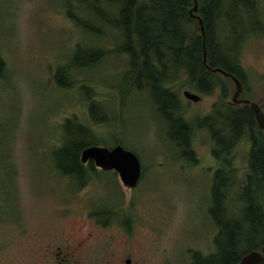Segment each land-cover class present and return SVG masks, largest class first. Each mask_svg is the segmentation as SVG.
Segmentation results:
<instances>
[{
	"label": "rangeland",
	"instance_id": "rangeland-1",
	"mask_svg": "<svg viewBox=\"0 0 264 264\" xmlns=\"http://www.w3.org/2000/svg\"><path fill=\"white\" fill-rule=\"evenodd\" d=\"M256 2L264 18V0ZM112 7V0H0V264H54L56 245L68 251L61 264H190L193 251L215 250L210 188L215 169L228 166L213 154L216 143L202 119L218 116L216 124L228 130L221 116L229 104L243 105L231 102L235 82L219 72L203 91L184 68L166 81L177 92V113L191 125L190 159L147 87L126 95L117 87L128 55L120 50L122 31L104 18ZM194 28L200 31L199 23ZM78 46L100 50L98 60L72 66ZM240 61V97L264 111V31L247 35ZM59 66H67V85L56 80ZM184 89L200 98L185 97ZM91 102L98 104L96 120ZM66 119L89 126L94 144L134 151L142 167L136 185L94 163H83L88 173L80 186L57 169L54 150ZM250 145L244 135L230 154L226 202L235 218Z\"/></svg>",
	"mask_w": 264,
	"mask_h": 264
},
{
	"label": "trees",
	"instance_id": "trees-1",
	"mask_svg": "<svg viewBox=\"0 0 264 264\" xmlns=\"http://www.w3.org/2000/svg\"><path fill=\"white\" fill-rule=\"evenodd\" d=\"M192 5L193 0H112V10L115 11H111V15L103 14L124 36L119 45L120 50L128 55V68L117 83L121 94H129L133 86L147 87L157 111L173 131L172 140L181 146L177 144L183 154L195 160L189 147L191 125L177 113V92L168 87L166 81L176 70L184 68L189 81L207 91L219 73L212 67L218 66L237 76L243 84L242 44L249 33L264 31V18L261 12L258 15L256 0H198L196 13L204 22L206 63L211 66L208 68L203 62L202 34L194 28L198 20L189 12ZM100 54L98 49L78 46L71 56V64L85 67L98 60ZM4 69L5 63L0 55V75ZM66 72L67 66H59L56 70L60 85L68 84ZM83 87L87 88L86 85ZM97 107L94 102L89 104L90 116L94 120ZM225 113L226 116L221 117L228 125L227 131L216 124L218 116L209 114L202 119L216 143L213 154L228 166L215 169L210 188V211L218 227L215 250L206 255L193 251L190 264H239L245 252L260 249L264 238V132L257 125L249 104L243 103L240 107L229 104ZM105 118L106 114L102 116ZM63 129L62 145L54 150L55 166L72 179L77 178L80 186L88 168L84 167L79 155L84 146L95 143L93 131L89 126L70 119L65 120ZM244 135L248 136L251 145L248 171L239 188L243 205L235 218L229 215L226 202L233 172L230 154ZM88 162L93 168V161Z\"/></svg>",
	"mask_w": 264,
	"mask_h": 264
},
{
	"label": "water",
	"instance_id": "water-1",
	"mask_svg": "<svg viewBox=\"0 0 264 264\" xmlns=\"http://www.w3.org/2000/svg\"><path fill=\"white\" fill-rule=\"evenodd\" d=\"M197 10L198 0H193V5L189 9V12L192 17L198 20L199 29L203 37V62L208 68H211L206 63L204 22L202 17L196 13ZM212 70L229 75L234 80L235 90L232 94L231 102L249 104L254 113L257 125L264 132V111L258 102L250 98L240 97L243 89L241 80L221 67H212ZM183 95L191 100H198L200 98L198 93L188 89L183 90ZM79 156L80 161L83 163L92 160L101 169H114L118 173L122 183L128 187L135 186L142 173L141 162L137 154L131 149L124 147L121 143H116L110 147L102 144H88L81 149ZM125 262L129 263L130 259L127 258ZM239 264H264V238L260 249H252L245 252L240 257Z\"/></svg>",
	"mask_w": 264,
	"mask_h": 264
},
{
	"label": "flooded vegetation",
	"instance_id": "flooded-vegetation-1",
	"mask_svg": "<svg viewBox=\"0 0 264 264\" xmlns=\"http://www.w3.org/2000/svg\"><path fill=\"white\" fill-rule=\"evenodd\" d=\"M65 174V173H63ZM65 175H69V174H65ZM78 245L81 246V242L78 241ZM79 246V247H80ZM50 253L55 254L57 260L54 262V264H61L63 261L66 260L67 256H68V251L64 250V248L61 245H56L55 248H51ZM129 258L131 261L130 257H126L125 260ZM130 263V262H129Z\"/></svg>",
	"mask_w": 264,
	"mask_h": 264
},
{
	"label": "bare ground",
	"instance_id": "bare-ground-1",
	"mask_svg": "<svg viewBox=\"0 0 264 264\" xmlns=\"http://www.w3.org/2000/svg\"><path fill=\"white\" fill-rule=\"evenodd\" d=\"M229 76V75H228ZM231 78V77H230ZM232 79V78H231ZM83 163V162H82Z\"/></svg>",
	"mask_w": 264,
	"mask_h": 264
}]
</instances>
